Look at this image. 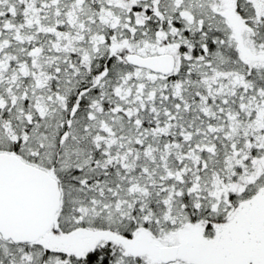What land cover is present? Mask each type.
Segmentation results:
<instances>
[{"label": "snow or ice", "instance_id": "1", "mask_svg": "<svg viewBox=\"0 0 264 264\" xmlns=\"http://www.w3.org/2000/svg\"><path fill=\"white\" fill-rule=\"evenodd\" d=\"M0 264H264V0H0Z\"/></svg>", "mask_w": 264, "mask_h": 264}]
</instances>
